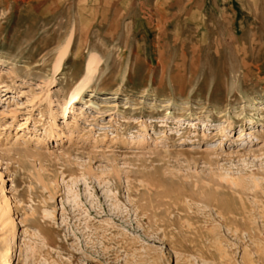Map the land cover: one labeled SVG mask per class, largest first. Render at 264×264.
<instances>
[{
  "label": "rangeland",
  "instance_id": "obj_1",
  "mask_svg": "<svg viewBox=\"0 0 264 264\" xmlns=\"http://www.w3.org/2000/svg\"><path fill=\"white\" fill-rule=\"evenodd\" d=\"M259 106L264 0H0V264H264Z\"/></svg>",
  "mask_w": 264,
  "mask_h": 264
},
{
  "label": "bare ground",
  "instance_id": "obj_2",
  "mask_svg": "<svg viewBox=\"0 0 264 264\" xmlns=\"http://www.w3.org/2000/svg\"><path fill=\"white\" fill-rule=\"evenodd\" d=\"M69 42L70 40H68V42L66 43V45L63 47V49L61 50L59 56H58V59H57V68L60 66L61 62L63 61L64 57L66 56L67 54V49L69 47ZM95 61V57L94 56H91V58L89 59L88 61V64H87V70H86V74H85V78L84 80L81 82L80 86L73 92V94H71L70 96V99H69V102L68 104H74L75 101L78 99L79 95L82 93V91L85 89L87 83L89 82V79L91 78L92 76V72H93V68H92V65ZM169 104H166L165 106H167ZM82 108V107H81ZM80 108V109H81ZM257 110H263L264 107H257L256 108ZM238 187V186H237Z\"/></svg>",
  "mask_w": 264,
  "mask_h": 264
}]
</instances>
